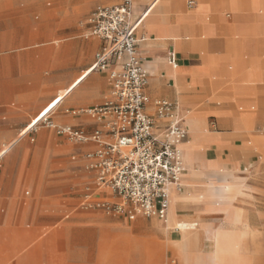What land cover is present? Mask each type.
<instances>
[{"label": "crops", "instance_id": "crops-1", "mask_svg": "<svg viewBox=\"0 0 264 264\" xmlns=\"http://www.w3.org/2000/svg\"><path fill=\"white\" fill-rule=\"evenodd\" d=\"M31 1L24 9L48 18L44 0ZM54 1L58 24L68 27L61 31L67 39L53 51L55 75L46 87L49 94L34 104L32 112L53 99L49 107L68 91L52 121L92 133L99 126L95 120L71 113L104 104L111 87L107 72L90 70L102 43L82 36L77 17L120 0ZM133 12L135 16L147 12L136 31L138 57L148 74L146 111L153 113L152 102L157 99L172 103L188 133L181 147L185 155L181 186L169 195L172 227L167 226L169 212L166 220L156 218L163 224L152 221L161 239L152 247L151 264H264V0H138ZM170 54L175 65L168 61ZM32 75L38 81L39 73ZM38 96L35 90L28 94L30 99ZM3 97L0 110L9 112V98ZM4 137H14V132ZM4 143L0 141V149ZM81 145L85 152L96 147ZM2 150L0 159L10 148ZM0 164L4 170L0 174L1 240L12 223L14 189L11 164ZM86 172L92 181V174ZM207 218L213 222H204ZM86 246L74 257L64 258L57 244L0 241V264H145L142 257H110ZM112 246L125 248L104 243L98 249ZM218 250L224 251L220 259Z\"/></svg>", "mask_w": 264, "mask_h": 264}, {"label": "rangeland", "instance_id": "rangeland-1", "mask_svg": "<svg viewBox=\"0 0 264 264\" xmlns=\"http://www.w3.org/2000/svg\"><path fill=\"white\" fill-rule=\"evenodd\" d=\"M31 2L0 0V94L10 101L9 112L0 110V141H5V145L15 142L6 156L0 159V163L7 161L11 164L9 173L13 180L10 183L14 189L12 223L0 241L57 244L62 247L58 252H62L64 258L74 257L73 253L92 245L96 253L106 252L110 257L127 260L137 256L142 257L145 264H151L152 247L161 239L152 221L160 224L163 221L141 216L128 221L123 216L106 215L96 208L81 206L86 190L94 189L83 168L84 145L57 135L43 124L37 125L36 132L29 130L19 138L53 100L49 99L32 112L34 104L49 94L46 87L53 82L55 75L53 51L65 42L66 33L62 36L61 31L68 29L58 24L60 15L55 10L54 0L43 1L50 11L48 18L24 9ZM95 8L77 17L84 38L94 39L90 36L88 20ZM96 48L97 45L93 55ZM34 72L39 73L38 81H34ZM32 90L39 93L38 98L28 97ZM60 112L57 106L50 114L51 118L55 119ZM11 131L14 137L5 138L4 135ZM3 171L0 169V174ZM2 190L5 195L4 188ZM107 199L117 201L115 197ZM203 220L213 222V219ZM104 243H120L125 250H119L118 246L98 249ZM40 251L36 249L34 252Z\"/></svg>", "mask_w": 264, "mask_h": 264}, {"label": "built area", "instance_id": "built-area-1", "mask_svg": "<svg viewBox=\"0 0 264 264\" xmlns=\"http://www.w3.org/2000/svg\"><path fill=\"white\" fill-rule=\"evenodd\" d=\"M137 1L120 0L115 5L98 6L88 20L90 36L102 43L90 70L108 73L110 99L71 114L89 116L98 128L86 133L56 125L50 116L36 125L33 121L29 127L36 132L37 125L43 124L72 142L96 145L83 155L84 168L92 174L94 186L83 195V208H96L131 221L140 216L165 220L170 192L181 186V147L188 133L172 103L157 99L152 102L153 113L146 111L150 104L145 94L148 74L138 57L136 31L147 12L134 15ZM168 61L175 65L172 54ZM158 122L164 125L159 126ZM106 192L117 201L103 197Z\"/></svg>", "mask_w": 264, "mask_h": 264}, {"label": "bare ground", "instance_id": "bare-ground-1", "mask_svg": "<svg viewBox=\"0 0 264 264\" xmlns=\"http://www.w3.org/2000/svg\"><path fill=\"white\" fill-rule=\"evenodd\" d=\"M67 92L68 91H63V92H61L58 96H57V98L55 99V101L49 106V107H47L42 113H40V115L37 117V119L34 121V123H33V125H36V124H38L43 118H45V117H48V116H50V114L53 112V110L57 107V105L60 103V101L65 97V95L67 94ZM55 115V114H54ZM31 127V126H30ZM30 127L26 130V132H24V133H22L21 135H19V138H21V137H23L29 130H30ZM18 142V141H17ZM15 142H12V143H10V144H7V145H5L4 147H3V150L4 149H9V148H11L12 146H13V144H14ZM2 150V151H3ZM3 155V154H2ZM182 158H183V160L185 159V155H182ZM169 204H170V197H169ZM169 207V217H168V228H171L172 227V223H171V215H172V211H171V206H168ZM166 220V219H165ZM177 226H179V231H183V227H182V225H177ZM189 231V230H188ZM213 237V236H212ZM213 239H214V237H213ZM224 253V251H222V250H218L217 251V258L218 259H220L221 257H222V254ZM217 259V260H218Z\"/></svg>", "mask_w": 264, "mask_h": 264}]
</instances>
